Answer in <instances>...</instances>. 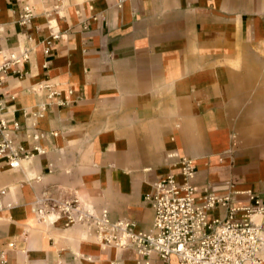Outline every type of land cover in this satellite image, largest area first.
<instances>
[{
    "label": "crops",
    "instance_id": "crops-1",
    "mask_svg": "<svg viewBox=\"0 0 264 264\" xmlns=\"http://www.w3.org/2000/svg\"><path fill=\"white\" fill-rule=\"evenodd\" d=\"M119 1L0 0L2 55H28L0 73L2 118L19 123L14 147L33 154L18 169L0 159V246L16 244L8 264H178L102 249L84 228L40 224L30 209L59 190L147 230L144 197L177 172L172 152L194 161L199 191L264 204V123L244 111V75L230 66L264 42V0ZM25 4L28 27L17 23ZM33 122L43 155L25 137Z\"/></svg>",
    "mask_w": 264,
    "mask_h": 264
},
{
    "label": "built area",
    "instance_id": "built-area-1",
    "mask_svg": "<svg viewBox=\"0 0 264 264\" xmlns=\"http://www.w3.org/2000/svg\"><path fill=\"white\" fill-rule=\"evenodd\" d=\"M33 17V7L25 4L17 23L28 27ZM57 38L56 34H51L52 40ZM50 44L47 42L48 46ZM0 56V73L28 60L26 52L2 55L0 51ZM55 94L50 93L48 98ZM32 115L42 117L41 112ZM18 129L19 123H12L10 127L2 118L0 105V159H6L11 169H18L20 161L33 156L21 147H14L9 133ZM25 137L33 153L44 154L37 144L43 135L35 122L26 130ZM167 160L177 172L156 180L150 193L145 195L144 201L152 211L151 226L147 230L138 229L129 219L113 221L106 208L97 209L59 190L45 191L36 197L31 205L32 213L40 224L60 222L66 229L84 228L102 249L132 250L140 257L156 254L164 262L175 257L178 264H264V204L250 192L246 194L253 204L236 206L228 194L219 195L208 189L199 191L194 185L197 167L192 159L172 152ZM4 194L0 191V208ZM220 208L226 215L210 219V213ZM22 241H25L24 236ZM15 249L13 241L0 246V264H8L9 254Z\"/></svg>",
    "mask_w": 264,
    "mask_h": 264
},
{
    "label": "rangeland",
    "instance_id": "rangeland-1",
    "mask_svg": "<svg viewBox=\"0 0 264 264\" xmlns=\"http://www.w3.org/2000/svg\"><path fill=\"white\" fill-rule=\"evenodd\" d=\"M230 66L244 75L248 93L245 96L244 111L250 115L253 123H264V42L240 50L237 62ZM256 130L258 135H264V127Z\"/></svg>",
    "mask_w": 264,
    "mask_h": 264
},
{
    "label": "bare ground",
    "instance_id": "bare-ground-1",
    "mask_svg": "<svg viewBox=\"0 0 264 264\" xmlns=\"http://www.w3.org/2000/svg\"><path fill=\"white\" fill-rule=\"evenodd\" d=\"M31 212H32V210H31ZM49 219L51 220L52 218L50 217Z\"/></svg>",
    "mask_w": 264,
    "mask_h": 264
}]
</instances>
